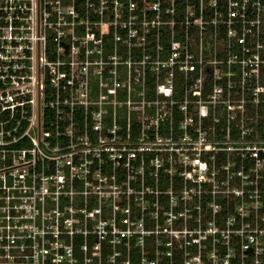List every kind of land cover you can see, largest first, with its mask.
<instances>
[{
    "label": "built area",
    "instance_id": "obj_1",
    "mask_svg": "<svg viewBox=\"0 0 264 264\" xmlns=\"http://www.w3.org/2000/svg\"><path fill=\"white\" fill-rule=\"evenodd\" d=\"M0 264H264V0H0Z\"/></svg>",
    "mask_w": 264,
    "mask_h": 264
}]
</instances>
